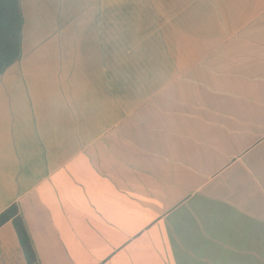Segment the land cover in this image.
<instances>
[{"label": "crops", "instance_id": "crops-1", "mask_svg": "<svg viewBox=\"0 0 264 264\" xmlns=\"http://www.w3.org/2000/svg\"><path fill=\"white\" fill-rule=\"evenodd\" d=\"M21 6L0 215L39 264H264V0Z\"/></svg>", "mask_w": 264, "mask_h": 264}, {"label": "trees", "instance_id": "trees-1", "mask_svg": "<svg viewBox=\"0 0 264 264\" xmlns=\"http://www.w3.org/2000/svg\"><path fill=\"white\" fill-rule=\"evenodd\" d=\"M24 17L21 0H0V76L22 56ZM13 222L28 264H39L26 225L13 206L0 215V228Z\"/></svg>", "mask_w": 264, "mask_h": 264}]
</instances>
